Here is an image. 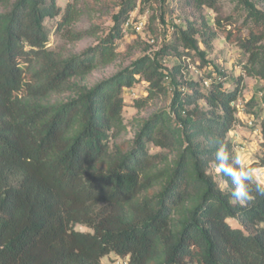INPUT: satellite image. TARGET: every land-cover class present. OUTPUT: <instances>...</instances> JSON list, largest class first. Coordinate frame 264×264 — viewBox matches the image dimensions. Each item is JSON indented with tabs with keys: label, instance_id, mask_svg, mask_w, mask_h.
<instances>
[{
	"label": "trees",
	"instance_id": "16d2710c",
	"mask_svg": "<svg viewBox=\"0 0 264 264\" xmlns=\"http://www.w3.org/2000/svg\"><path fill=\"white\" fill-rule=\"evenodd\" d=\"M146 1L121 0L97 44L65 54L49 45L46 21L58 20V30L73 24L75 3L0 0V264H105L111 253L130 264H264V196L256 180L248 185L253 199L241 204L230 199V179L219 173L223 188L216 178L217 148L235 151L229 134L239 123L243 79L227 87L217 69L209 86L177 80L183 67L158 61L196 51L209 65L200 43L210 47L217 31L208 19L174 25L172 42L153 56L93 85L82 82L116 60V41ZM218 1L188 0L201 11ZM241 2L252 27L225 37L248 54L247 73L264 80V11ZM166 76L169 108L144 119L133 141H121L124 90L145 79L142 106L167 92ZM259 128L253 168H264V119Z\"/></svg>",
	"mask_w": 264,
	"mask_h": 264
},
{
	"label": "rangeland",
	"instance_id": "374dc122",
	"mask_svg": "<svg viewBox=\"0 0 264 264\" xmlns=\"http://www.w3.org/2000/svg\"><path fill=\"white\" fill-rule=\"evenodd\" d=\"M252 1L264 11V0ZM120 2L121 0H58L62 8L68 6L69 3H75L79 15L73 24L63 30H58L56 26L58 20H47L46 26L50 33L49 45L65 54H70L79 53L97 44L99 39L114 25L113 15L119 11ZM202 16H205L210 27L217 31L210 47L206 48L203 43H200L201 49L207 51L206 59L209 65L202 61L196 51L186 53L182 58L174 55L160 57L158 61L169 68L180 64L183 69L180 73H176L177 80L182 78L181 75L187 79L214 77L218 74L217 69L225 75L227 87H234L237 79H243L238 100L240 105L238 124L245 132H250L251 137L242 136L240 133L239 137L234 140L233 136L236 132H230L229 135L235 143V151L243 152L247 163L251 164L258 160L261 152L262 134L259 126L264 119V106L260 93L264 90V80L260 76L247 73L245 67L248 54L235 40L231 42L225 37L227 30L230 29L245 36L252 27V24L246 21L247 11L241 0H219L215 8L205 6L202 11L196 9L188 0H168L166 3H161L160 0L139 2L131 18L136 20L142 17L145 21L143 29L137 33L132 29V25H129L125 30V35L116 41L118 53L116 60L110 65L95 69L82 82L93 85L131 65L143 55L153 56L165 44L172 42L174 25L185 26L190 20H196L199 24ZM218 21L221 22L220 25ZM80 31H88L92 34L75 39L74 35ZM202 64L205 66H201ZM164 84L167 92H158L142 106H139L137 101L148 95L149 83L145 79L141 78L132 88L124 90L123 117L126 129L121 136V141H133L144 119L158 110L169 108L173 94L171 78L165 79ZM250 120H253L254 124L256 122L255 126L248 124ZM256 129L259 131L257 132ZM256 169L264 173L263 167ZM216 178L223 188L226 187L219 173L216 174ZM230 221L236 224L235 220ZM76 228L83 231L88 229L80 224Z\"/></svg>",
	"mask_w": 264,
	"mask_h": 264
},
{
	"label": "clouds",
	"instance_id": "9594fccd",
	"mask_svg": "<svg viewBox=\"0 0 264 264\" xmlns=\"http://www.w3.org/2000/svg\"><path fill=\"white\" fill-rule=\"evenodd\" d=\"M216 171L228 177L231 182V201L241 204L253 199L248 185L256 180V194L264 196V173L247 163L243 152H229L223 143L215 152Z\"/></svg>",
	"mask_w": 264,
	"mask_h": 264
},
{
	"label": "built area",
	"instance_id": "2783aa9c",
	"mask_svg": "<svg viewBox=\"0 0 264 264\" xmlns=\"http://www.w3.org/2000/svg\"><path fill=\"white\" fill-rule=\"evenodd\" d=\"M129 25H132V29L134 30V32L139 33L143 29V27L145 26V21L142 19V17H140L139 19L135 20V19L131 18V16H130V18L126 22V28ZM172 30L173 31L175 30L174 26L172 27ZM216 77H217V75H216ZM165 79H169V76H166ZM217 79L220 80L221 77H218ZM212 80H213L212 76L211 77H204L203 80H202V83L204 85H206V86H209L210 83L212 82ZM260 95H261V98L263 99L262 100V104L264 106V92L261 91ZM236 106H237L238 109L240 108V105H239L238 101L236 103ZM248 124L250 126H254L255 125L253 120L248 121ZM256 131L258 132L259 129H256ZM233 137H234V140H236L237 137H239L238 133H234ZM113 264H130V262H129L128 258L118 257V260L116 261V263H113Z\"/></svg>",
	"mask_w": 264,
	"mask_h": 264
},
{
	"label": "crops",
	"instance_id": "0c3cea01",
	"mask_svg": "<svg viewBox=\"0 0 264 264\" xmlns=\"http://www.w3.org/2000/svg\"><path fill=\"white\" fill-rule=\"evenodd\" d=\"M234 132L238 133V135H240V133H241L242 136H244V135L247 136L248 135V136L251 137L250 132H245V130H242V127H241L240 124H238L237 129H235L234 131H232V133H234ZM118 257L119 256H117L116 254L111 253V254L105 256L103 258V261L105 262V264L116 263V260H117Z\"/></svg>",
	"mask_w": 264,
	"mask_h": 264
}]
</instances>
